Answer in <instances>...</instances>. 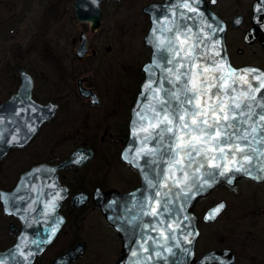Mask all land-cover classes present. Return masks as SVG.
I'll return each instance as SVG.
<instances>
[{
    "label": "flooded vegetation",
    "instance_id": "obj_1",
    "mask_svg": "<svg viewBox=\"0 0 264 264\" xmlns=\"http://www.w3.org/2000/svg\"><path fill=\"white\" fill-rule=\"evenodd\" d=\"M77 1L31 0L15 32L0 36V264H117L121 258L122 239L95 205L94 192L126 194L139 186L138 174L120 156L150 50L143 42L147 60L137 70L135 96L118 101V91L126 97L128 89L113 71L114 37L105 34L130 28L118 23L125 0H80V20ZM145 1L140 12L147 33L143 9L165 0ZM204 1L225 24L231 65L264 71V0ZM23 5L24 0H0V26ZM61 20L66 25L54 38L50 28ZM70 25L77 31L72 39L65 32ZM21 32L27 44L16 38ZM81 35L87 48L82 58L75 54ZM103 45L107 50L100 54ZM35 50L41 51L42 66L32 65L35 58L27 61ZM20 69L31 81L30 100ZM127 71L132 73L123 65ZM101 73L106 76L99 78ZM105 176L117 185H106ZM220 189L221 198L211 199ZM220 205L219 215L206 222V214ZM193 212L199 230L195 260L228 251L232 264H264V182L219 186Z\"/></svg>",
    "mask_w": 264,
    "mask_h": 264
},
{
    "label": "water",
    "instance_id": "obj_2",
    "mask_svg": "<svg viewBox=\"0 0 264 264\" xmlns=\"http://www.w3.org/2000/svg\"><path fill=\"white\" fill-rule=\"evenodd\" d=\"M79 1L75 4L78 20L82 15L77 6ZM30 3L31 0H24L19 14L0 26V36L15 32ZM143 12L150 21L143 38L150 59L141 68L143 80L130 110L128 140L120 156L138 174L139 186L126 194L96 190L94 203L122 239L123 249L117 264H232L234 257L228 251L208 252L195 260L199 231L193 208L219 186H233L242 179L264 182V141L258 134L264 129V120L260 119L264 107L258 106L264 105V71L231 65L225 46V24L204 0H165L163 4L145 7ZM96 24L93 19L92 30ZM85 38L81 35L76 48L75 54L80 58L87 53ZM249 69L256 71L247 72ZM20 73L26 89L24 95L30 100L31 81L22 69ZM193 81L196 87L207 91V95L197 94L201 107L205 103L231 105L232 97L252 105L250 111L245 110V115L239 116V120L247 121L241 124L242 128L257 129L249 141L233 137L227 145L222 140L218 146L214 142L209 147L215 150L201 152L199 156L193 153L194 159L190 160L170 147L173 133H164L163 139L157 135L165 127L181 134L177 124L184 121L161 124L164 114L160 109L167 106L165 101H170L169 119H173L172 108H177L181 115L185 108L191 109L192 105L182 102L193 93H181L185 85L192 88ZM233 111L238 115L239 110ZM236 144L244 151H237ZM245 155L248 159H243ZM213 210L206 214V222H210L208 218Z\"/></svg>",
    "mask_w": 264,
    "mask_h": 264
},
{
    "label": "snow or ice",
    "instance_id": "obj_3",
    "mask_svg": "<svg viewBox=\"0 0 264 264\" xmlns=\"http://www.w3.org/2000/svg\"><path fill=\"white\" fill-rule=\"evenodd\" d=\"M255 71V69L247 70V72ZM232 74L233 73L230 72V75ZM185 92L193 93L191 96H185V99L182 102L185 105H192L191 109L185 108L184 113L181 115L177 108H172L173 119H169L168 116L169 108L171 107L170 101H165L164 104L167 106L161 107L160 109V112L164 114L160 121L161 124L171 125L174 120L184 121L183 124H177V128L181 133L179 135L174 133L172 127L162 128L160 132L157 133L161 139H163L164 133H173L174 139L170 147L178 150L177 155H179L180 152H183L191 160L194 159L193 153L199 156L201 152L215 150L214 148L209 147L213 145L214 142L218 146L222 140L223 143L227 145L230 141H233V137L241 141H249L251 133L257 132V129L254 127L251 128L250 131L242 128L241 124H246L247 121L239 120V116L245 115V110H251V104H245L243 101L237 102L236 97H232L231 105H225L223 103L219 105H208L205 103V105L201 107L199 96L197 94L207 95V91L204 88L196 87L194 81L192 88H188L187 85H185L181 95H184ZM171 95L175 94L172 93ZM214 95L219 96V93H215ZM245 95H247L246 92ZM177 99H179V97H177ZM258 106L264 107V105ZM233 109L239 110L238 115ZM220 113H224V115L221 116L219 115ZM213 116L215 119H211ZM260 119L264 120V113H261ZM231 121H236V123H232ZM258 134L261 135V139L264 141V129ZM185 137H187V140H185ZM253 139H255V137H253ZM235 148L237 151H244L239 144H236ZM220 151L223 152V149H220ZM212 159H216V157H212ZM243 159H248L247 155H245ZM177 163H179V161H177ZM216 167L219 168L220 165H216ZM222 207L223 205H220L217 209H214L213 212L210 213V216H214Z\"/></svg>",
    "mask_w": 264,
    "mask_h": 264
},
{
    "label": "rangeland",
    "instance_id": "obj_4",
    "mask_svg": "<svg viewBox=\"0 0 264 264\" xmlns=\"http://www.w3.org/2000/svg\"><path fill=\"white\" fill-rule=\"evenodd\" d=\"M145 0H125L120 6H118V23L119 24H125L129 26L127 30H121L120 28L117 29V31H109L107 32V35L109 39L111 37H114V41L112 43V48H110V52H112L111 60L115 63H118L114 66V73L117 75L118 82L121 83V85H127L125 88L128 89V94L126 97H123L119 92V98L118 101L122 100H130V97L132 94H136L137 87L140 83V74L137 72L138 68L147 60V52L145 47L143 46V37L146 34L147 30V23L144 20L140 10L141 7L145 4ZM65 23L63 20L60 22H56L53 24V26L50 28L51 34L55 38L57 31L64 30ZM65 32L69 34V36L72 37L76 35L77 31L73 29L72 25L70 27L65 29ZM46 36V35H45ZM16 38H19L21 42H25L26 44L29 41V38L26 36L25 32H21ZM27 38V39H25ZM63 45V41L59 40V45ZM74 44H71L69 46L70 54L72 52V49L74 48ZM68 47V45H67ZM105 45H103L98 51H101L100 54H102ZM41 51L36 50L34 52H31L27 56V61L30 60V58H35V62H32V65L42 66V63L39 61ZM69 54V55H70ZM102 56V55H99ZM123 65L129 66L132 73L130 72H123ZM131 74V75H126ZM125 75L127 78H125ZM99 78H102V76H106L104 74H100ZM119 86V85H118ZM120 148V144L118 146V149ZM97 167V166H96ZM103 174V173H102ZM104 177V175H101ZM106 177V176H105ZM111 176L106 177L107 184L114 186L117 185V182L110 181ZM223 190L220 189L216 193L212 195V198H221ZM213 245H216L215 243H212Z\"/></svg>",
    "mask_w": 264,
    "mask_h": 264
}]
</instances>
